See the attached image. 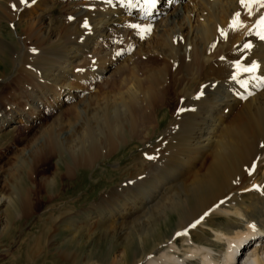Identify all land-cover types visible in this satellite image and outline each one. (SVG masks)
<instances>
[{
	"label": "bare ground",
	"instance_id": "bare-ground-1",
	"mask_svg": "<svg viewBox=\"0 0 264 264\" xmlns=\"http://www.w3.org/2000/svg\"><path fill=\"white\" fill-rule=\"evenodd\" d=\"M57 1L67 2L70 12L69 20L55 18L59 24L44 14L54 0H37L29 12L22 0H0V18L17 36L14 43L0 34V54L9 49L15 63V87L0 95V130L52 116L31 136V149L14 154L21 174L8 180V194L0 192L7 225L32 203L29 185L22 184L32 176L23 169L33 159L67 155L64 175L72 176L129 142L150 141L168 120L150 159L160 176L135 185L151 180L144 185L148 201L116 189L87 211L66 210L67 229L76 233L95 221L114 234L128 219H140L142 209L148 227L176 208L173 235L132 264H264V39L253 27L264 9L253 5L249 16L239 0H165L170 6L148 14L145 0L141 8L139 0ZM236 12L244 24L233 30ZM120 42L136 49L116 55ZM253 63L255 71L243 70ZM96 80L111 89L93 90L88 84ZM41 178L46 189L55 187ZM126 254L111 264H128ZM69 255L76 263L77 254Z\"/></svg>",
	"mask_w": 264,
	"mask_h": 264
},
{
	"label": "rangeland",
	"instance_id": "rangeland-1",
	"mask_svg": "<svg viewBox=\"0 0 264 264\" xmlns=\"http://www.w3.org/2000/svg\"><path fill=\"white\" fill-rule=\"evenodd\" d=\"M54 1V9L50 11L46 8L45 11L48 10V12H44V14L45 17L47 16V20H53L54 24H59L61 20L65 21L68 16L70 18V12L67 9V2L57 3V0ZM26 2L27 4L23 2V5L26 6L25 11L29 12L34 3L32 0H26ZM64 10L65 13L62 14ZM59 15L62 18L58 17ZM56 17L60 21L55 20ZM13 27L8 28V22L0 18V34L5 40L15 43L17 36ZM17 30L19 33L20 27ZM120 43V47L116 48V55L119 50L131 53L130 51L136 49L133 44ZM10 53L11 51L9 52V49H7L0 54V69L6 72L3 77H0V95L15 87L11 80L15 63L12 61ZM88 85L91 86L90 88H94L93 90L111 89V86L103 88L102 82L98 80ZM2 98L5 99V96ZM45 115L42 117L43 119L41 118L36 123L37 125L32 120L27 122L20 120L11 124L10 127L0 130V192L2 194L9 193L8 180L12 181L11 176L21 174L15 172L19 166H16L17 158L14 157V154L21 149H31L30 138L36 132L37 127L51 120L52 116L49 112ZM167 122L168 120H165L161 123L150 141L147 140L143 143L138 141L129 142L127 145L122 146L112 157L99 160L92 168L79 169L72 176L64 175L67 155L62 157L50 155L46 159L42 155L38 159H33L31 163H27L23 172L26 171L27 175L30 168L32 176H26L29 180L24 177L27 183L24 182L22 185H29L28 187L32 193V203L29 209L25 207L26 210L23 213L20 212L18 215L15 212V217L12 215L8 225L5 203L0 206V264H93L94 262L111 264L114 259H119L124 249L127 253L126 263L132 264L134 257L142 259L155 244L173 235L178 225V218H180V210L176 208L167 211L165 218L155 220L153 225L148 227L145 226L147 220L144 219L147 213L144 214L142 209L136 212V216L141 215L140 219H136V221L133 219V222H131L132 219H128V225L126 224L123 229H120L121 231L117 229L112 232L114 234H107L105 232L107 227L96 225L94 224L95 221H92L91 225L77 227V232L73 233L72 230L67 229L63 219L68 209H71L72 212L87 211L88 208L94 207L93 205H98L102 198H107L115 193L116 189H119V191L121 188L127 189L131 199L143 195L142 198L148 201L147 195H149V192L146 190L147 188H144V185L151 183V180L148 178L146 184L138 185L136 188L135 185L145 181L149 175L160 176V174L154 175L156 164L153 162L154 160L150 161L148 157L155 153L153 151H157L158 146L156 145L159 143L160 132L166 127ZM138 161L140 165L137 164ZM54 173H56V176H53ZM256 175L259 176L258 173ZM41 177H46L51 181L54 180L55 187L46 189L42 184ZM141 191L144 192L141 194ZM47 192L50 194H48L49 198H44L42 195L45 194L46 196ZM193 199L195 200V197L190 200L189 204L191 206L194 204ZM95 209L98 211L95 213H100L99 209ZM91 212L95 214L93 211ZM134 223L136 227H134ZM74 234L77 236L71 238L75 236ZM247 249L245 248V250ZM72 251L77 254L76 263L71 262L72 256L70 257L69 253ZM249 252L251 254V250Z\"/></svg>",
	"mask_w": 264,
	"mask_h": 264
},
{
	"label": "snow or ice",
	"instance_id": "snow-or-ice-1",
	"mask_svg": "<svg viewBox=\"0 0 264 264\" xmlns=\"http://www.w3.org/2000/svg\"><path fill=\"white\" fill-rule=\"evenodd\" d=\"M22 2H26V0H22ZM33 3H35V0H32ZM127 2L129 4L132 3V0H127ZM146 3H151V4H155L156 0H145ZM240 4L242 7H245L247 10V13L249 16H252L253 13V5L258 6L259 9H264V0H239ZM241 17V13L240 12H236L233 15L232 21L229 24V27L232 28L233 30H236L240 27L243 26L244 22L242 19H240ZM87 25V22H86ZM133 27L136 28H140V25H133ZM254 28H259V29H264V14H260L256 20V23L253 25ZM145 31H151V26H148ZM222 34L226 35V33L222 32ZM257 35L260 36L261 39H264V31H258ZM252 47V45L250 43H246L244 45L245 49H250ZM35 51V50H33ZM237 65L239 66V61L236 62ZM257 65L255 63H253L250 67H244L243 70L244 71H255ZM185 109H179L178 111H184ZM149 159H153L154 157L149 156ZM255 167V165H253V168ZM207 215V213L205 214ZM201 219H203V217H201ZM197 223H199V221H197ZM191 227H194L195 225H190ZM177 235H180V233H177Z\"/></svg>",
	"mask_w": 264,
	"mask_h": 264
}]
</instances>
